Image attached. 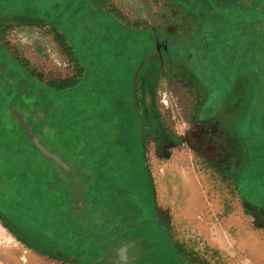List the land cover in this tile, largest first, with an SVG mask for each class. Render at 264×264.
<instances>
[{"label": "rangeland", "instance_id": "374dc122", "mask_svg": "<svg viewBox=\"0 0 264 264\" xmlns=\"http://www.w3.org/2000/svg\"><path fill=\"white\" fill-rule=\"evenodd\" d=\"M30 135L91 226L72 231L52 194L0 195V264L29 260L10 232L39 264H264V0H0V171L46 162L47 182ZM120 198L158 224L160 254L117 251Z\"/></svg>", "mask_w": 264, "mask_h": 264}, {"label": "crops", "instance_id": "0c3cea01", "mask_svg": "<svg viewBox=\"0 0 264 264\" xmlns=\"http://www.w3.org/2000/svg\"><path fill=\"white\" fill-rule=\"evenodd\" d=\"M36 150H38L40 152V154L43 155V153L38 148ZM46 151L48 152L47 158L49 160H51L48 162H52V164H53V166L51 165L53 170L55 171V169H57L59 171V175H57L56 177L54 175L52 177V179L50 180V185H52V188L50 190L51 191L50 194H52L54 196V197H52L53 200L57 199L56 201H58V200L59 201L57 203H55L54 201L53 202L51 201L52 206L49 209V211L51 212V210H53V211L57 210L58 212H68L67 214H65L63 216L66 217L67 224H69L72 227V231H75L78 229V227L80 228L82 224L86 225L87 224L86 221L88 220V217H89L88 212H83L80 209L81 201H80L79 196H78V194H80V189L78 188V189L73 190L71 188L72 186L70 183V178L67 176L66 169L64 168V167H66L65 166L66 164L62 161L60 156L54 152L49 151V150H46ZM55 185H59L60 188L58 191L55 190ZM62 201L64 202L65 207H66L64 209L61 207ZM94 216H95V213H94ZM90 217H93V216H90ZM89 222L87 225L91 226ZM78 232H80V231H78ZM81 233L84 234V231L80 232V234ZM10 235L14 238V240L16 241L17 244L21 245V248H24L25 251L29 252V260H28L27 264H39V252L35 249V247H32V245H28L21 238L15 236L12 232H10ZM77 238H78V236L74 235V236H72L71 241H75V240H77ZM21 248L19 249V246L15 247V251H16L17 255H19V252L22 253L23 250ZM71 248L73 250L68 251L69 255L72 256V258H77V257L80 258V256L75 255L77 253L78 248L75 246H71ZM69 249H70V247H69ZM75 256H77V257H75ZM54 261H58V260L53 259L52 262L55 263ZM18 264H23V263L20 262Z\"/></svg>", "mask_w": 264, "mask_h": 264}, {"label": "flooded vegetation", "instance_id": "af4514ba", "mask_svg": "<svg viewBox=\"0 0 264 264\" xmlns=\"http://www.w3.org/2000/svg\"><path fill=\"white\" fill-rule=\"evenodd\" d=\"M154 46H155V50L153 52H158L160 54V52L163 51L168 53L166 44L164 43L162 44L158 41L154 43ZM49 55L53 57V54H51V52L49 53ZM202 82L204 86H206V83H204V81ZM0 195L2 196L1 191H0ZM118 203H119V207L113 210L114 221H116L115 235L117 236L115 241L117 242V244L120 245L117 251L120 250H125V252L128 251V256L131 257H133L132 254L137 255V258L134 259V262L138 260L139 257L141 258L144 255L148 256L149 254H153L155 252L159 253L160 251L159 249L158 251L157 250L153 252L151 251L154 250L155 248L157 249V242L152 240H154V238L158 237L159 235L158 230H156V225L158 224L151 222L150 218H146L143 221H140L139 219L134 221V217L129 215L131 210L130 208L127 207L128 203L126 202V200L120 198L118 200ZM150 228L154 229V231L151 232L152 229L150 230ZM147 229L149 230L145 231ZM50 246L54 248L55 247L58 248V245L56 246L50 245ZM77 256H80L81 258V255L78 254ZM52 259L61 261V259H59L58 257H53Z\"/></svg>", "mask_w": 264, "mask_h": 264}, {"label": "trees", "instance_id": "16d2710c", "mask_svg": "<svg viewBox=\"0 0 264 264\" xmlns=\"http://www.w3.org/2000/svg\"><path fill=\"white\" fill-rule=\"evenodd\" d=\"M249 33L253 34V37H255V32L253 30L252 32ZM257 69L260 68L257 66ZM67 85L68 84H65V86ZM63 86L64 85H62V87ZM31 145L32 146H29L27 149V152L30 154L33 153L32 149H35L32 142ZM35 151L37 150L35 149ZM26 159L27 161L32 160L33 162V157L30 155H27ZM22 160L23 162H25L23 158L20 159V161ZM45 164L46 162L44 164L38 162V164L35 165L33 163H30L29 168L32 171L30 177H28V174L25 176L24 167L22 169H18V167H21L19 166V164L16 165L14 164L10 168H5L4 172L0 171V189L2 192V197L9 199L16 204H19L21 199H24L25 201L26 198L27 202L28 203L30 202L33 206L36 203V201H40L43 198V196H45L44 195L45 193L49 195L51 192L50 190L52 188V185H50V180H47V182L43 181L44 180L43 176H40V172L42 171L41 169L45 168ZM47 168L50 167L47 165L45 169L47 170ZM54 175H55V171L53 170V176ZM18 194H20V196Z\"/></svg>", "mask_w": 264, "mask_h": 264}, {"label": "bare ground", "instance_id": "6f19581e", "mask_svg": "<svg viewBox=\"0 0 264 264\" xmlns=\"http://www.w3.org/2000/svg\"><path fill=\"white\" fill-rule=\"evenodd\" d=\"M188 174H190V173L186 172L182 168L177 169V175H178L177 176V182L188 188L190 199L192 200V204L190 205V207L191 206L193 207V206H196L198 201L200 204V200L198 197V193L196 191L195 183H194L193 179L190 178V176H188ZM218 232H220V234L224 238L225 242L228 243V239L231 238V236H232L229 234V227L219 229ZM241 232H242V228L237 227L234 229L233 235L234 234L240 235Z\"/></svg>", "mask_w": 264, "mask_h": 264}, {"label": "water", "instance_id": "95a60500", "mask_svg": "<svg viewBox=\"0 0 264 264\" xmlns=\"http://www.w3.org/2000/svg\"><path fill=\"white\" fill-rule=\"evenodd\" d=\"M30 136H31L32 140L34 141V143L36 144L37 148L40 149L41 152H42L43 154L47 155L48 152H47L42 146H40V145L38 144V142H37L35 136H33V135H30Z\"/></svg>", "mask_w": 264, "mask_h": 264}]
</instances>
